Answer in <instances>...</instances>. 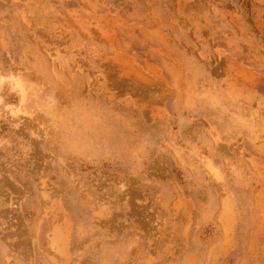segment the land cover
I'll return each mask as SVG.
<instances>
[{"label":"rangeland","instance_id":"rangeland-1","mask_svg":"<svg viewBox=\"0 0 264 264\" xmlns=\"http://www.w3.org/2000/svg\"><path fill=\"white\" fill-rule=\"evenodd\" d=\"M0 264H264V0H0Z\"/></svg>","mask_w":264,"mask_h":264}]
</instances>
